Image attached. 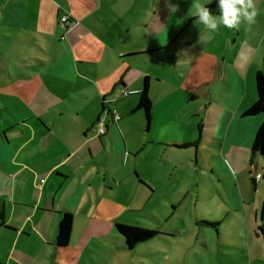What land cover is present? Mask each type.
<instances>
[{"label": "crops", "instance_id": "crops-1", "mask_svg": "<svg viewBox=\"0 0 264 264\" xmlns=\"http://www.w3.org/2000/svg\"><path fill=\"white\" fill-rule=\"evenodd\" d=\"M255 2L254 24L213 33L194 10L169 14L164 0H0V264H193L180 258L191 248L170 260L154 245L136 257L163 234L128 248L115 227L138 226L143 198L162 179L160 166L138 161L148 151L189 148L223 189L226 213L264 225V203L248 193L259 190L252 172L264 161L250 147L264 115L242 116L257 98L264 54V0ZM197 27L201 39H181ZM145 76L148 128L135 110ZM121 89L128 94L109 102ZM105 106L119 119L107 114L95 134ZM65 212L72 229L59 247ZM214 218L197 225L216 228Z\"/></svg>", "mask_w": 264, "mask_h": 264}, {"label": "rangeland", "instance_id": "rangeland-1", "mask_svg": "<svg viewBox=\"0 0 264 264\" xmlns=\"http://www.w3.org/2000/svg\"><path fill=\"white\" fill-rule=\"evenodd\" d=\"M195 2L197 0H177V3L170 0L181 10L189 11L194 10ZM197 28L194 31L188 28L181 39H201L203 35L199 32L202 28ZM195 30L196 35L193 34ZM177 60H183V57L179 55L175 58ZM170 62L167 64L170 65ZM140 115L138 113L133 117ZM167 150L165 155L148 151L138 156V161L149 171L160 166L162 179L155 185L157 188L152 189L154 193L143 198L142 219L137 225L155 229L163 235L138 246L133 250L134 256L150 257L144 247L156 245L168 249L169 253L165 255L170 260L175 257L172 251L182 252L191 248L181 253L180 258L193 264H264V234L259 232L264 225L260 216L254 222L253 217L246 220V216L240 212L227 214L225 208L228 207V201L218 197L223 189L217 187L218 181L214 175L196 166L189 148ZM252 173L259 175V190L253 193L248 187V193L250 197H255L256 205L262 206L264 165L260 163ZM201 217L210 220L215 217L220 224L216 228L202 224L199 228L197 220ZM205 222L211 223L207 220Z\"/></svg>", "mask_w": 264, "mask_h": 264}, {"label": "trees", "instance_id": "trees-1", "mask_svg": "<svg viewBox=\"0 0 264 264\" xmlns=\"http://www.w3.org/2000/svg\"><path fill=\"white\" fill-rule=\"evenodd\" d=\"M213 5H218V0H215L214 3L206 5V7ZM151 52L152 51H149V53ZM255 86L257 98L255 102L242 113V116H252L256 114L264 115V54L262 57V67L256 72L255 75ZM148 90L149 80L148 77L145 76L143 78L142 88L139 91V100L135 110L143 111L146 121V128H148L151 119V101L148 96ZM250 154L252 156L260 155L264 161V118L255 132V136L250 147ZM115 227L124 238L125 244L128 248H132L138 243L149 241L160 234L155 229L135 225L116 223ZM71 229L72 215L68 212H65L63 213L58 224V232L55 241L57 246L64 247L67 245L70 238Z\"/></svg>", "mask_w": 264, "mask_h": 264}, {"label": "clouds", "instance_id": "clouds-1", "mask_svg": "<svg viewBox=\"0 0 264 264\" xmlns=\"http://www.w3.org/2000/svg\"><path fill=\"white\" fill-rule=\"evenodd\" d=\"M211 0H207L210 3ZM169 14L178 11V5L164 0ZM191 15L197 18L199 24L210 32H216L221 26L228 29H239L241 23L251 26L255 23L258 9L255 0H218L219 14L214 15L204 3L195 2Z\"/></svg>", "mask_w": 264, "mask_h": 264}, {"label": "built area", "instance_id": "built-area-1", "mask_svg": "<svg viewBox=\"0 0 264 264\" xmlns=\"http://www.w3.org/2000/svg\"><path fill=\"white\" fill-rule=\"evenodd\" d=\"M59 23L64 29H67L68 27H70L73 24L72 21L69 20L67 15H61L59 18ZM127 94H128V91L126 89H121L120 93L117 95H114L109 100V102H112V101L114 102L117 99H119L123 96H126ZM109 113L112 115L114 120L119 119V116L116 114V112L113 109L105 106L101 115L97 118L95 124L92 126V128H91L92 132H94L95 134H99V135L103 134L105 132L104 125H103L104 119H105V116ZM257 177H259V176H257Z\"/></svg>", "mask_w": 264, "mask_h": 264}]
</instances>
